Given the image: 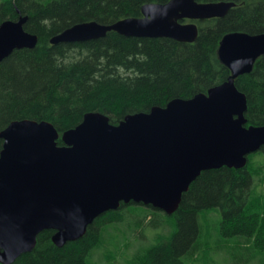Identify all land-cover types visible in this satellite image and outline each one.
I'll return each mask as SVG.
<instances>
[{
    "label": "water",
    "instance_id": "1",
    "mask_svg": "<svg viewBox=\"0 0 264 264\" xmlns=\"http://www.w3.org/2000/svg\"><path fill=\"white\" fill-rule=\"evenodd\" d=\"M232 1L168 0L141 6L140 17L103 24L75 23L50 44L97 39L108 31L127 37H166L194 42L198 28L188 20L223 17ZM26 16L0 23V61L13 50L33 48L37 35L23 28ZM264 54V33H227L218 57L231 76L206 93L175 98L164 107L125 116L118 124L100 112L59 134L47 121L9 123L0 131V262L31 251L38 233L55 232L62 246L74 241L102 213L122 204L173 213L199 174L221 166L242 168L264 146V125L246 126V97L234 79L251 71Z\"/></svg>",
    "mask_w": 264,
    "mask_h": 264
},
{
    "label": "trees",
    "instance_id": "2",
    "mask_svg": "<svg viewBox=\"0 0 264 264\" xmlns=\"http://www.w3.org/2000/svg\"><path fill=\"white\" fill-rule=\"evenodd\" d=\"M167 1L0 0V23L26 16L24 30L37 35L33 48L15 49L0 61V131L17 120L47 121L57 130V144L62 145L61 134L78 125L87 112H100L116 125L127 115L206 93L231 76L218 57L223 36L264 33V0H225L235 5L223 17L183 20L197 25L198 35L191 43L127 37L113 30L87 41L49 42L75 23L109 24L140 17L143 4ZM234 83L246 97L245 125H264V54ZM1 145L0 140V149ZM256 153L264 158V146ZM254 155L247 156L242 168L202 171L182 193L176 210L165 213L174 223L172 232L157 235L154 243L132 256L130 264H185L184 257H194L199 247V219L214 208L221 213L220 237H253L264 251V206L255 195V187L264 184V160L255 162ZM133 204L121 203L102 213L83 236L62 246L52 241L55 231L45 229L37 234L34 248L10 264H91L88 257L101 246L105 227L123 223L125 209Z\"/></svg>",
    "mask_w": 264,
    "mask_h": 264
},
{
    "label": "rangeland",
    "instance_id": "3",
    "mask_svg": "<svg viewBox=\"0 0 264 264\" xmlns=\"http://www.w3.org/2000/svg\"><path fill=\"white\" fill-rule=\"evenodd\" d=\"M256 152L253 161L261 163L264 158ZM255 192L264 206V184L257 185ZM125 211L123 223L105 227L101 246L88 257L91 264H130L132 256L154 243L157 235L167 236L174 229L172 218L161 210L135 203ZM220 215V210L214 208L199 219V247L194 257H184L185 264H264V251L255 245L253 237H220Z\"/></svg>",
    "mask_w": 264,
    "mask_h": 264
}]
</instances>
